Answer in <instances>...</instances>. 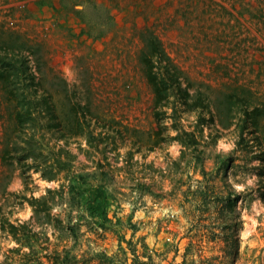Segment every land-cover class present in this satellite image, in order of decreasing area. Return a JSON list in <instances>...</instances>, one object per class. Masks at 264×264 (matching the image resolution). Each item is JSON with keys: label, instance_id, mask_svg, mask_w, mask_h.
Segmentation results:
<instances>
[{"label": "rangeland", "instance_id": "374dc122", "mask_svg": "<svg viewBox=\"0 0 264 264\" xmlns=\"http://www.w3.org/2000/svg\"><path fill=\"white\" fill-rule=\"evenodd\" d=\"M0 41L34 108L25 136L0 89V264L29 253L10 223L38 238L42 264L63 250L79 264H182L189 243L195 260L220 255L218 213L191 207L205 186L238 196L236 264H264V0H0ZM149 73L165 80L159 103ZM78 174L107 189L105 221L69 210ZM48 190L64 228L27 201Z\"/></svg>", "mask_w": 264, "mask_h": 264}, {"label": "trees", "instance_id": "16d2710c", "mask_svg": "<svg viewBox=\"0 0 264 264\" xmlns=\"http://www.w3.org/2000/svg\"><path fill=\"white\" fill-rule=\"evenodd\" d=\"M18 35L15 36L16 39H18ZM7 46L3 45L0 41V89L3 91V96H6L8 99H12L13 101H16V105L14 106V118L18 122V125L21 127L22 134L26 136L27 129L26 125L28 124V121L33 119L34 115V108L31 105L33 101H30L31 99L26 100L27 96L29 94H25L22 92V89L18 87L20 86L22 76L21 74L16 71L19 70L17 68L16 63H19L20 57L17 52H12L11 60L6 61L9 57L7 54L8 52L6 49L12 48V44L10 46V42H5ZM3 45V46H2ZM11 53V52H10ZM9 63V64H8ZM8 67V68H6ZM12 72V73H10ZM15 72V73H14ZM14 73V74H13ZM148 79L150 84L152 85L153 91L155 93V103L161 102V100L166 99V88L164 85V79H160L158 81V78L156 75H152L151 73L148 74ZM11 83L12 86L11 87ZM163 86V88H162ZM32 95V94H31ZM46 101L47 98L43 97ZM52 111V110H50ZM77 125L80 127V123L77 121ZM81 133V132H80ZM83 134V132H82ZM15 140H13L14 142ZM25 145L28 147L29 142L27 139L24 140ZM13 145L12 139L7 138V145ZM185 144L183 143L182 146ZM42 149V148H40ZM41 153V152H40ZM264 151H262V154ZM37 156V153L35 154L33 150H29L28 148H23V158L25 161L28 160V158H32L33 156ZM262 161H264V154L261 158ZM27 163V162H25ZM41 167V168H40ZM23 168L26 169H32L35 173L40 172L41 177H43L46 180H54L55 174H52L51 169L41 165H31V164H24ZM207 185V184H206ZM206 190L201 191L196 194V192H192L191 195L195 198L193 201H191V207L193 205H196V203L199 201L200 204L197 205V208L200 209V207H203V212L208 210H215L218 213V216L215 218L214 226L213 228H216L217 226L221 227L222 230H226L227 234L225 237L226 241V250H222V254H218L211 257H203L202 254L198 253V259L195 260L192 257L195 255V252L200 250L194 249V245L192 243H189L185 250V253L183 254V263L182 264H236L238 260V247L239 246V236H238V223L233 219L235 216L234 211L237 204L238 196H236L233 192H229L226 196H218L215 201L214 198L211 196V193H208L207 186H205ZM55 191L48 190L46 196L41 197H31L28 198L27 201L29 205L32 208L33 214L35 216H44L47 218V220H51V214L50 211L52 209V204L49 201L48 196L54 194ZM67 196L70 198L71 205L69 206V210L72 211L73 209V202L75 201L78 207H85L86 211H89L90 214L93 217H98L100 221L106 220V207L108 206L109 202V195L107 189L102 185H96L91 186L87 184L84 179L82 178L81 174L73 175L69 178V184L66 191ZM201 200V201H200ZM200 211V210H197ZM201 216V215H200ZM199 216V219L201 220V217ZM48 223L53 224L54 227L64 228L63 220L59 217L52 218L51 221H48ZM78 223L75 225L77 226ZM9 228L7 232L12 235L13 239H15L17 242L21 244V246H25L28 248V252H21L20 248H16L13 253H16L20 261H24L26 264H42L41 258L42 255L39 250H35L34 243L35 239L34 235L32 234V237L27 234L25 231L26 228L24 225H20L19 227H16L13 224H8ZM66 228L73 229L70 225V222L68 221L66 223ZM4 227V226H2ZM21 231L22 236H18L19 232ZM29 232V231H28ZM31 233V232H29ZM211 239H216V235L212 234ZM201 251V250H200ZM69 250H63V254L57 251H53L51 256H45L48 257V259L51 261V264H79L74 260V256H71ZM11 258V257H7Z\"/></svg>", "mask_w": 264, "mask_h": 264}]
</instances>
